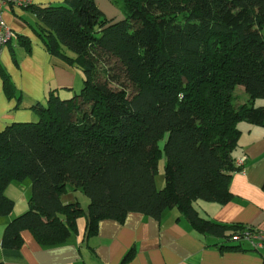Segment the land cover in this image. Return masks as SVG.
I'll return each instance as SVG.
<instances>
[{
	"label": "trees",
	"instance_id": "1",
	"mask_svg": "<svg viewBox=\"0 0 264 264\" xmlns=\"http://www.w3.org/2000/svg\"><path fill=\"white\" fill-rule=\"evenodd\" d=\"M118 7L117 21L93 0L31 7L47 52L80 68L83 87L69 99L51 94L34 107L35 122L0 131V217L14 206L6 188L31 184L27 211L4 228L3 249H17L23 231L54 246L81 217L92 234L101 220L122 223L131 213L159 220L171 208L199 234L227 231L200 218L193 203L230 201L239 124L264 126V106L256 105L264 100V0H118ZM70 189L88 199L86 210L62 203Z\"/></svg>",
	"mask_w": 264,
	"mask_h": 264
},
{
	"label": "crops",
	"instance_id": "2",
	"mask_svg": "<svg viewBox=\"0 0 264 264\" xmlns=\"http://www.w3.org/2000/svg\"><path fill=\"white\" fill-rule=\"evenodd\" d=\"M63 1L32 0L29 8L3 11V22L15 38L0 53V72L5 71L13 86V93L7 95L0 74V131L13 123L36 121L34 107L45 105L51 94L67 98L74 86L75 70L47 52L31 8ZM93 1L106 19L123 18L118 0ZM256 105L264 106V100ZM239 129L234 159L245 161L243 172H234L231 177L232 198L223 205L200 200L193 203L200 218L227 226L223 236L199 234L176 208H171L159 220L133 213L122 223L101 220L92 234H88L86 218L81 217L67 239L54 246H42L30 232L23 231L21 245L6 250L1 247L5 226L28 209L31 184L26 180L11 183L5 191L14 206L8 216L0 217V264H264V250L255 251L242 241L226 243L243 227L264 231V126L244 123ZM81 195L70 189L61 200L64 204L77 201L86 210L89 201Z\"/></svg>",
	"mask_w": 264,
	"mask_h": 264
},
{
	"label": "built area",
	"instance_id": "3",
	"mask_svg": "<svg viewBox=\"0 0 264 264\" xmlns=\"http://www.w3.org/2000/svg\"><path fill=\"white\" fill-rule=\"evenodd\" d=\"M31 2L32 0H0V53L11 39L15 38V34L3 22V11L6 8H26L31 5ZM244 161L243 158L235 161L236 166L240 168L239 172H243ZM232 240L246 242L255 251L264 250V231H252L247 228L244 233L233 237Z\"/></svg>",
	"mask_w": 264,
	"mask_h": 264
},
{
	"label": "rangeland",
	"instance_id": "4",
	"mask_svg": "<svg viewBox=\"0 0 264 264\" xmlns=\"http://www.w3.org/2000/svg\"><path fill=\"white\" fill-rule=\"evenodd\" d=\"M79 69L78 70L75 69L74 74H75L76 81L74 83L73 88L70 91H68V94H69L70 97L68 96L67 99H69V98H71V97H73L75 95H78L80 93L82 87H83V74H82V71L79 70ZM236 94H237V96L240 97L241 101H245L246 100V95L244 93V89L243 88H239L238 87L237 90H236ZM260 101H258V102H260ZM27 122H35V121H27ZM242 124H244V123L239 124V126H241ZM163 144H164V139H162L159 142V147L162 148ZM164 165H165V160H164V156L162 155V157L159 159L158 169H157V173H156V176H155V185H156L157 190H161L163 188V186H164ZM81 196H83V195H81ZM82 198H85V197H82Z\"/></svg>",
	"mask_w": 264,
	"mask_h": 264
}]
</instances>
